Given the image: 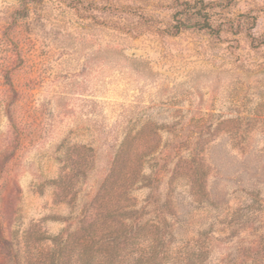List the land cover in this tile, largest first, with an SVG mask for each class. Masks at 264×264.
I'll return each mask as SVG.
<instances>
[{
  "label": "rangeland",
  "instance_id": "1",
  "mask_svg": "<svg viewBox=\"0 0 264 264\" xmlns=\"http://www.w3.org/2000/svg\"><path fill=\"white\" fill-rule=\"evenodd\" d=\"M0 264H264V0H0Z\"/></svg>",
  "mask_w": 264,
  "mask_h": 264
}]
</instances>
